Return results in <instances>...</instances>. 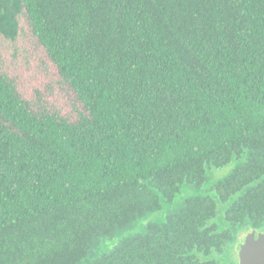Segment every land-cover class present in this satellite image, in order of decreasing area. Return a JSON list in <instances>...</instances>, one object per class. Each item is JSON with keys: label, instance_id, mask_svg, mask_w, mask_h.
<instances>
[{"label": "trees", "instance_id": "1", "mask_svg": "<svg viewBox=\"0 0 264 264\" xmlns=\"http://www.w3.org/2000/svg\"><path fill=\"white\" fill-rule=\"evenodd\" d=\"M250 229L264 0H0V264H237Z\"/></svg>", "mask_w": 264, "mask_h": 264}, {"label": "water", "instance_id": "2", "mask_svg": "<svg viewBox=\"0 0 264 264\" xmlns=\"http://www.w3.org/2000/svg\"><path fill=\"white\" fill-rule=\"evenodd\" d=\"M238 264H264V230L246 233L239 246Z\"/></svg>", "mask_w": 264, "mask_h": 264}, {"label": "rangeland", "instance_id": "3", "mask_svg": "<svg viewBox=\"0 0 264 264\" xmlns=\"http://www.w3.org/2000/svg\"><path fill=\"white\" fill-rule=\"evenodd\" d=\"M235 160H231L229 163L221 166V167H215L212 170H208L206 172V180L200 185V188H190L188 189L189 192L181 195L182 192L181 191L179 194V197H181L182 199H184L185 197H187L189 194H198L200 192L203 193V191H205L206 189H208V187H210V185H213L215 182H217L220 179H223L225 176H227L232 168L235 166ZM201 190V191H200ZM249 230H245V231H240L237 234V244L235 245V247H233L234 250V260H236L235 258L238 257V250H239V246L243 241L244 236L246 235V233Z\"/></svg>", "mask_w": 264, "mask_h": 264}, {"label": "flooded vegetation", "instance_id": "4", "mask_svg": "<svg viewBox=\"0 0 264 264\" xmlns=\"http://www.w3.org/2000/svg\"><path fill=\"white\" fill-rule=\"evenodd\" d=\"M237 264H238V257H237Z\"/></svg>", "mask_w": 264, "mask_h": 264}]
</instances>
